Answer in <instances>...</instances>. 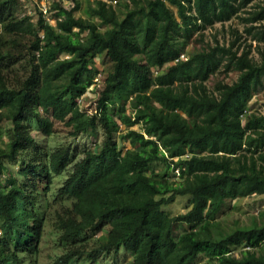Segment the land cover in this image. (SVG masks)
<instances>
[{
    "label": "trees",
    "instance_id": "16d2710c",
    "mask_svg": "<svg viewBox=\"0 0 264 264\" xmlns=\"http://www.w3.org/2000/svg\"><path fill=\"white\" fill-rule=\"evenodd\" d=\"M71 1L49 0L48 20L38 1L33 18L23 0H0V264H39L49 217L68 249L46 264L120 248L129 264H264V207L229 227L217 218L225 200L264 194V106H247L263 85L264 0ZM232 18L243 29L228 42L186 50ZM97 55L110 62L100 84ZM89 91L91 110L79 101ZM55 120L72 136L104 133L41 206L73 155L35 137ZM185 195L184 211L163 209Z\"/></svg>",
    "mask_w": 264,
    "mask_h": 264
},
{
    "label": "rangeland",
    "instance_id": "374dc122",
    "mask_svg": "<svg viewBox=\"0 0 264 264\" xmlns=\"http://www.w3.org/2000/svg\"><path fill=\"white\" fill-rule=\"evenodd\" d=\"M37 1L38 0H23L22 12L25 11L27 13H30L32 14V17L35 18L37 13L35 2ZM63 2L67 6L72 5L71 0H63ZM234 26L240 31H242L243 29L242 23H240L237 18H232L231 20L227 21L224 25H220V23H215L214 27H208L204 30L203 37L200 38L199 35L194 34V36L188 42L186 50L187 48H197L205 44L206 42H212L214 39L213 34H216L220 41L228 42L232 37L231 30ZM96 60L98 67L101 69V75L96 76L94 79L97 80V82L100 84L103 74L110 68V62L105 55H97ZM236 75L237 72L235 71H230L227 75H224V73L222 72H217L209 77V79L207 80V84L209 86H212L217 79H225L226 81H232L233 79H235ZM95 96V92L89 91L85 93L82 97L81 101H84V104L87 109L91 110L94 107L93 100L95 99ZM247 106L253 110H262L264 106V78L263 85L254 92ZM126 111L129 112L130 109L127 108ZM8 125L9 122L6 120L0 122V133L5 139ZM136 126L137 125H135V127ZM54 128L55 131L49 135L42 134L39 131H33V133L42 145H48L51 148L56 147L58 145H66L70 143L73 147V155L71 157V162L68 164L67 169H64L61 172L55 174L49 190L38 195L37 200L41 206L45 204V201L49 200L50 202H52V198L55 191L61 185V182L65 178L67 172L72 167L73 162L82 156L84 148L95 147L94 142H100L104 133L101 126L98 125L95 134L93 132L88 131L81 132L72 136L69 132L68 127L58 120H55ZM116 138L118 139L122 147L129 146L128 141L122 140L119 134H117ZM154 165L156 166V168H162L163 166L161 163H155ZM188 204V195L177 196L169 204L163 206V209L169 214H174L180 211H184ZM263 207L264 194H251L245 197L232 198L224 201L217 218L225 227H229L235 222L246 223L249 222L250 217L252 215L256 214L258 210ZM53 222L54 221L51 219V217H49L44 230L42 241L39 246V264H46L48 262H52L60 254H62L68 249V244H66L59 238V231L54 228ZM182 228L183 227H180V229H176L174 232L177 234L181 231ZM83 237L84 241L82 242L85 244L86 248H90L92 245L98 242L97 235L94 233L88 232L86 234H83ZM237 251L238 249H235V252ZM130 259V254L124 248H120V250L117 252H102L98 256L97 261L94 264H129ZM89 262V258L84 255L78 262V264H89Z\"/></svg>",
    "mask_w": 264,
    "mask_h": 264
},
{
    "label": "built area",
    "instance_id": "2783aa9c",
    "mask_svg": "<svg viewBox=\"0 0 264 264\" xmlns=\"http://www.w3.org/2000/svg\"><path fill=\"white\" fill-rule=\"evenodd\" d=\"M49 0H38V6L39 8L41 9L42 13L45 15V17L49 20V16L47 15V12H48V8H49ZM181 57H184V54L182 53L180 55ZM98 75H100V73H98ZM97 75V76H98ZM98 79V77H97ZM82 97L79 98V101H81ZM177 171V169H176Z\"/></svg>",
    "mask_w": 264,
    "mask_h": 264
},
{
    "label": "bare ground",
    "instance_id": "6f19581e",
    "mask_svg": "<svg viewBox=\"0 0 264 264\" xmlns=\"http://www.w3.org/2000/svg\"><path fill=\"white\" fill-rule=\"evenodd\" d=\"M37 3V2H36ZM32 12V11H31Z\"/></svg>",
    "mask_w": 264,
    "mask_h": 264
}]
</instances>
